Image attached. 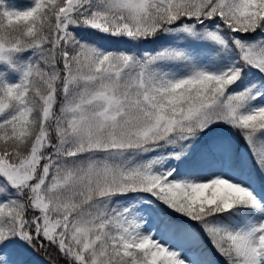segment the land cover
<instances>
[{"label": "snow or ice", "instance_id": "obj_1", "mask_svg": "<svg viewBox=\"0 0 264 264\" xmlns=\"http://www.w3.org/2000/svg\"><path fill=\"white\" fill-rule=\"evenodd\" d=\"M205 238L264 264V0H0V264Z\"/></svg>", "mask_w": 264, "mask_h": 264}, {"label": "trees", "instance_id": "obj_2", "mask_svg": "<svg viewBox=\"0 0 264 264\" xmlns=\"http://www.w3.org/2000/svg\"><path fill=\"white\" fill-rule=\"evenodd\" d=\"M28 0H15V3L19 6H24ZM239 134H237L238 136ZM241 144H243V141H240ZM205 243L207 245L208 250L212 253V255L215 258H218L222 261V258H220L218 255L215 254L214 250H212L211 244L207 242V239L205 238ZM36 255H39L44 261H46L48 264H59L60 259H59V254L56 252L55 249L50 250V258L49 256H46L43 252L37 253ZM63 262V261H62Z\"/></svg>", "mask_w": 264, "mask_h": 264}, {"label": "rangeland", "instance_id": "obj_3", "mask_svg": "<svg viewBox=\"0 0 264 264\" xmlns=\"http://www.w3.org/2000/svg\"><path fill=\"white\" fill-rule=\"evenodd\" d=\"M19 6V5H18ZM100 42L103 46L113 47L114 44L110 43L108 40L101 38ZM35 259L39 262V264H48L46 261H44L39 255H36ZM59 264H63L62 260ZM221 264V263H220Z\"/></svg>", "mask_w": 264, "mask_h": 264}]
</instances>
